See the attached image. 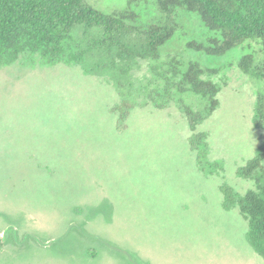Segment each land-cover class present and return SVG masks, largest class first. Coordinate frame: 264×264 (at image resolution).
<instances>
[{"label":"rangeland","instance_id":"obj_1","mask_svg":"<svg viewBox=\"0 0 264 264\" xmlns=\"http://www.w3.org/2000/svg\"><path fill=\"white\" fill-rule=\"evenodd\" d=\"M87 1L134 14L141 27L171 23L175 35L159 60L137 59L123 88L113 69L27 56L0 65V264H264L247 239L248 217L223 207L226 191L256 189L240 170L264 150V82L242 64L264 61L261 40L211 56L188 47L207 29L184 9ZM191 61L221 88L195 130L186 107L205 111L206 99L158 94L167 71ZM126 97L134 106L122 119ZM203 132L195 148L190 138Z\"/></svg>","mask_w":264,"mask_h":264},{"label":"trees","instance_id":"obj_2","mask_svg":"<svg viewBox=\"0 0 264 264\" xmlns=\"http://www.w3.org/2000/svg\"><path fill=\"white\" fill-rule=\"evenodd\" d=\"M160 4L164 11L184 9L207 29L204 42H188V47L195 51L223 56L250 38L260 39L264 46V0H161ZM135 18L134 14L104 13L87 0H0V65L27 56L43 65L80 64L88 73L113 69L119 77L118 85L123 88L126 84L123 85L121 77L129 76L137 59L159 60L163 47L176 31L171 23L153 22L141 27L134 24ZM94 29L101 31V35L91 36ZM81 30L83 35H79ZM117 60H121L122 66L117 65ZM242 67L264 82V61L254 66L250 56ZM207 72L198 61L189 62L183 70L170 69L167 71L170 77L164 76L168 88L158 93L166 96L170 89H175L180 95L191 93L208 101L205 111L186 107L192 130L219 105L220 85L206 78ZM133 106L134 102L126 97L116 109L123 119ZM205 137L204 132L196 133L190 140L199 149ZM263 161L264 150L240 170L241 176L255 180L256 189L245 194L228 190L223 201L226 210L238 207L248 217L247 239L262 257Z\"/></svg>","mask_w":264,"mask_h":264}]
</instances>
